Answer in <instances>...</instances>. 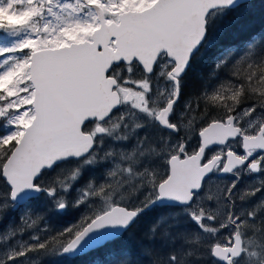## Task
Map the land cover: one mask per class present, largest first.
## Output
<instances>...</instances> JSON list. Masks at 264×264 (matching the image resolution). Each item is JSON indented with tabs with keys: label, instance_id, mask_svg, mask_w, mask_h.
Wrapping results in <instances>:
<instances>
[{
	"label": "snow or ice",
	"instance_id": "6c2138e0",
	"mask_svg": "<svg viewBox=\"0 0 264 264\" xmlns=\"http://www.w3.org/2000/svg\"><path fill=\"white\" fill-rule=\"evenodd\" d=\"M246 8L0 0V218L19 212L0 264H264V27Z\"/></svg>",
	"mask_w": 264,
	"mask_h": 264
},
{
	"label": "trees",
	"instance_id": "16d2710c",
	"mask_svg": "<svg viewBox=\"0 0 264 264\" xmlns=\"http://www.w3.org/2000/svg\"><path fill=\"white\" fill-rule=\"evenodd\" d=\"M242 23L246 24L250 29H259L264 27V0H249L247 1V8L241 20ZM206 65L198 64L196 65V70H204ZM191 81H189L190 86ZM207 185V184H206ZM264 195V193H258L259 196ZM80 213L75 209H69L62 216H53L48 218V224L52 228H61L67 226L70 223L75 222L79 218ZM19 212L7 211L2 214L0 218V232L4 231L9 224L15 225L18 222ZM44 225L41 224L40 227ZM105 254L103 251H94L84 256L78 257L71 262V264H93L94 260L104 259ZM40 264H59L56 258L48 257L42 258ZM147 264V261H145Z\"/></svg>",
	"mask_w": 264,
	"mask_h": 264
},
{
	"label": "rangeland",
	"instance_id": "374dc122",
	"mask_svg": "<svg viewBox=\"0 0 264 264\" xmlns=\"http://www.w3.org/2000/svg\"><path fill=\"white\" fill-rule=\"evenodd\" d=\"M230 178L231 177H228V179H230ZM248 181H251V180L242 179L240 186H244ZM206 187H208V185H206ZM212 187L215 188V185L213 184Z\"/></svg>",
	"mask_w": 264,
	"mask_h": 264
},
{
	"label": "flooded vegetation",
	"instance_id": "af4514ba",
	"mask_svg": "<svg viewBox=\"0 0 264 264\" xmlns=\"http://www.w3.org/2000/svg\"><path fill=\"white\" fill-rule=\"evenodd\" d=\"M242 179H246V180H252V179H253V177H252V176H245V177H243Z\"/></svg>",
	"mask_w": 264,
	"mask_h": 264
},
{
	"label": "water",
	"instance_id": "95a60500",
	"mask_svg": "<svg viewBox=\"0 0 264 264\" xmlns=\"http://www.w3.org/2000/svg\"><path fill=\"white\" fill-rule=\"evenodd\" d=\"M247 1H249V0H247Z\"/></svg>",
	"mask_w": 264,
	"mask_h": 264
}]
</instances>
